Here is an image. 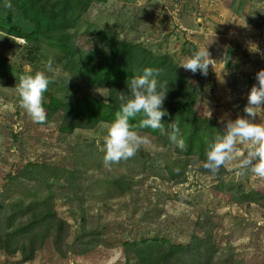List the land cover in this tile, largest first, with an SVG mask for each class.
<instances>
[{
	"label": "rangeland",
	"instance_id": "rangeland-1",
	"mask_svg": "<svg viewBox=\"0 0 264 264\" xmlns=\"http://www.w3.org/2000/svg\"><path fill=\"white\" fill-rule=\"evenodd\" d=\"M89 1L88 11L69 31L76 50L68 59L45 44L25 45L10 36L12 26L25 32L33 26L13 6L6 7L8 2H0V192L7 186L5 198L28 202L45 196L50 185L55 211L70 225L67 243L84 228L98 234L99 245L85 255L62 257L46 240L32 261L21 263L19 253H0V264H124V242L160 236L185 245L193 234L201 235L199 217L212 220L217 262L264 264V202L241 201L252 190L264 193V179L250 172L237 176L230 167L218 176L204 173L197 158L177 155L143 133L149 145L106 168V123L62 134L61 113L34 123L19 107L14 90L30 68L53 80L44 102L54 96L71 105L84 95L106 102L107 89L88 84L81 71L90 54L95 60L109 53L107 40H122L170 56L197 90L196 113L208 117L210 110V118L224 129V121L246 115L247 95L258 86L256 73L264 69V54L249 51L252 44L264 45V0ZM244 20L247 27L239 25ZM185 42L196 50L210 42L208 51L219 62L207 76L178 66L194 50ZM49 59L58 74L45 69ZM260 120L264 117L254 122ZM168 169L178 175L177 181L170 179ZM69 173L74 180L67 184Z\"/></svg>",
	"mask_w": 264,
	"mask_h": 264
},
{
	"label": "trees",
	"instance_id": "trees-1",
	"mask_svg": "<svg viewBox=\"0 0 264 264\" xmlns=\"http://www.w3.org/2000/svg\"><path fill=\"white\" fill-rule=\"evenodd\" d=\"M3 1L10 3L21 17L33 26L30 32L12 26L8 29L10 36L45 44L58 53L60 59L73 56L76 48L69 31L88 11L89 0H0ZM107 41H110L109 53L97 56L95 60L93 54H90L81 74L91 86L107 89L108 100L105 102L84 95L73 104L67 105L50 96L49 100L44 102L47 120L61 113L58 132L68 135L76 129H92L99 123L111 122L119 110V92L127 91V81L133 76L141 75L147 67L159 69L158 81L168 84L163 107L169 115L163 117V122L166 129L168 123H176L179 126L181 136L188 146L187 151L178 149L169 141L167 135H162L159 131L148 128L136 130L161 141L165 146L172 147L177 155L194 157L203 163L208 144L223 129L214 119L196 113L197 90L190 84L189 77L181 72L173 59L166 54L156 55L152 50L137 43L112 39ZM185 43L190 45L193 51L196 50L190 42ZM138 119L132 123H137ZM201 169L210 174L202 166ZM223 171L224 168L220 174ZM167 173L170 179L177 181L178 175L175 172L168 169ZM11 177L8 176V179L15 178ZM73 177L74 174L69 173L66 183L70 184V181L74 180ZM44 182L48 184V180ZM47 187L45 196L26 202L23 199L5 198L8 191L7 186H4L0 192V253L7 256L19 253L20 262L26 263L34 259L46 240L52 241L55 251L62 257L67 253L85 255L99 245L98 234L88 233L83 227L73 242L67 243L70 225L56 213L51 187ZM241 201L259 205L264 202V193L252 190L242 196ZM196 225L201 235L193 234L185 245L174 244L160 236L124 242V264H234L233 260L217 262L219 248L213 238L211 218L199 217Z\"/></svg>",
	"mask_w": 264,
	"mask_h": 264
},
{
	"label": "clouds",
	"instance_id": "clouds-1",
	"mask_svg": "<svg viewBox=\"0 0 264 264\" xmlns=\"http://www.w3.org/2000/svg\"><path fill=\"white\" fill-rule=\"evenodd\" d=\"M11 6L10 3L6 4V7ZM239 25L247 27L245 20ZM20 42L27 44L23 38ZM208 44L193 51L178 66L193 74L199 72L207 76L209 68L213 70L219 62L211 57ZM249 51L260 52L255 44L250 45ZM53 63L49 59L45 63V69L48 73L58 74L59 70L53 68ZM159 74V69L147 67L141 75L133 76L127 81L126 92H119V110L114 114V119L104 125L106 135L102 147V162L106 168L134 157L144 146L151 143L137 128L159 131L162 135H167L169 141L178 149L187 151L188 146L181 136L179 126L168 123L166 129L163 122V117L169 115L163 107L168 84L158 81ZM70 77L66 79V84ZM255 78L258 86L254 84L249 90L247 104L243 108L246 115L224 121L223 131L208 144L202 167L213 176L219 175L222 168L230 167L237 176L250 172L254 177L264 179V122H254L257 117H264V69L259 70ZM52 82V78L45 71L33 73L29 68L19 76L14 86L19 107L34 123L43 124L47 120L44 94ZM207 116L211 117L210 110ZM137 118L138 122L132 123Z\"/></svg>",
	"mask_w": 264,
	"mask_h": 264
},
{
	"label": "built area",
	"instance_id": "built-area-1",
	"mask_svg": "<svg viewBox=\"0 0 264 264\" xmlns=\"http://www.w3.org/2000/svg\"><path fill=\"white\" fill-rule=\"evenodd\" d=\"M259 49H260V52H262V54H264V45H259Z\"/></svg>",
	"mask_w": 264,
	"mask_h": 264
}]
</instances>
